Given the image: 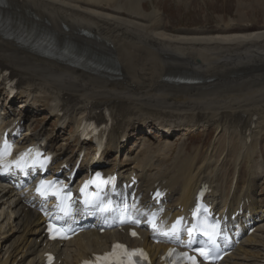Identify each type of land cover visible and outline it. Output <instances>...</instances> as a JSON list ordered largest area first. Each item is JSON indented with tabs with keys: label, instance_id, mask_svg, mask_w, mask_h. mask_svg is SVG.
Here are the masks:
<instances>
[{
	"label": "bare ground",
	"instance_id": "1",
	"mask_svg": "<svg viewBox=\"0 0 264 264\" xmlns=\"http://www.w3.org/2000/svg\"><path fill=\"white\" fill-rule=\"evenodd\" d=\"M145 1L0 0L1 15L16 33L25 35L16 37L0 30V100L2 112L7 110L5 125L28 120L31 110L47 111L61 126L72 122L68 146L58 147L53 145L56 137L46 135L43 126L36 129L31 120L21 124H27L22 142L43 144L71 169L76 157L68 150L72 145L77 146L72 152L81 150L85 142L80 141L78 127L91 119L108 124L103 154L120 151L134 130L152 127L164 135L176 130L181 136L174 154L172 139L164 138L161 145L147 135L123 150L129 169L138 171L139 190L151 189L155 181L164 179L174 202L189 198L201 180L216 184L223 178L228 154H232V167L245 162V171L250 172L248 181L243 179L247 189L240 191H254L257 186L258 194H264V25L229 31L236 26L226 23L222 32L197 27L169 31L162 26L161 13L155 8L146 10ZM237 22L240 25L241 20ZM42 33L52 38L55 48L45 46ZM177 74L193 75L199 81L168 78ZM12 79H16L17 91L10 97L5 87ZM16 98L21 102H15ZM207 128H215L213 143L203 151L199 145L186 147V132ZM66 129L58 131L55 123V134ZM95 161L91 151L80 167ZM103 163L99 158L96 168ZM214 168L219 173L214 175ZM121 172L126 174L128 168ZM14 193L0 187V264H41L43 253L54 252L55 246L45 241L37 211L27 206L25 198L13 199ZM254 203L260 207L258 199ZM257 211L264 215V207ZM257 226L243 239L242 248L227 257V264H264V223ZM116 238L144 245L128 239L126 228L104 234L85 232L57 249L63 254L61 264H78ZM148 250L153 264H159L161 247L149 245Z\"/></svg>",
	"mask_w": 264,
	"mask_h": 264
},
{
	"label": "rangeland",
	"instance_id": "2",
	"mask_svg": "<svg viewBox=\"0 0 264 264\" xmlns=\"http://www.w3.org/2000/svg\"><path fill=\"white\" fill-rule=\"evenodd\" d=\"M144 7L146 10H150L151 8L157 9L161 13L160 19L162 20V26L167 30L170 29L169 31H181L183 29L192 30L191 28L197 27L203 28L205 31L209 32H222L224 29L226 30L227 27L221 30L220 28L226 23H230L229 27L236 26L229 31L237 30L240 27L246 30H254L264 25V0H146ZM238 20H241L243 23L240 22V25H238ZM34 123H36L37 127L43 126L47 130V133H52L54 135V138L58 136V134H55V123L57 124L58 131L67 128L66 131L63 133L61 132L62 134L57 138L58 140L56 142L60 145L62 142L66 141L64 136L69 134L68 126L72 124V122H67L65 126H61L58 124V121H54V117L45 114L42 110L39 111L38 117L36 116V122ZM156 133L158 138L164 137L162 133ZM163 133L165 132L163 131ZM187 133L188 132H186V136ZM191 133L189 138H186L185 142L187 145H185L188 148L199 145L202 147V151L217 138L215 137V128H207L205 132L192 130ZM175 135L176 134L173 133L172 136ZM174 141L175 144H179L180 139L177 138L172 140V142ZM69 142L70 138L68 137L65 144L68 146ZM234 142L235 141L231 144V147L233 146L232 148L235 147L233 144ZM227 144H229V141H226L225 147ZM174 146L177 147L178 145ZM220 146H223V142ZM76 147L77 146L72 145L70 149L74 150ZM176 149L177 148L172 150V152L175 153ZM217 155L219 156L220 154L217 153ZM231 155L232 154L229 155V159L232 158ZM198 160H201V158Z\"/></svg>",
	"mask_w": 264,
	"mask_h": 264
},
{
	"label": "snow or ice",
	"instance_id": "3",
	"mask_svg": "<svg viewBox=\"0 0 264 264\" xmlns=\"http://www.w3.org/2000/svg\"><path fill=\"white\" fill-rule=\"evenodd\" d=\"M8 148H10V146H9V145H5V149L7 150ZM29 151H31V150H29ZM5 154H6V153H5ZM22 155H23V154H22ZM15 163H17V166H20V165H19V161H16ZM41 183L43 184V183H45V182L42 181ZM37 191L39 192L40 189L37 188ZM42 194H43V193H42ZM157 195H160V194L157 193ZM173 232H175V225L173 226ZM213 233H215V226L213 227ZM133 234H134V233H133ZM115 247H122V246H120V245H115L114 248H115ZM137 251H139V250H137ZM199 252H200V255L205 256V258H207V256H208V252H207L206 250H204V249H199ZM182 255L187 256V254H182ZM187 259L191 260V261H192V264H195V258H194V257L187 256Z\"/></svg>",
	"mask_w": 264,
	"mask_h": 264
}]
</instances>
